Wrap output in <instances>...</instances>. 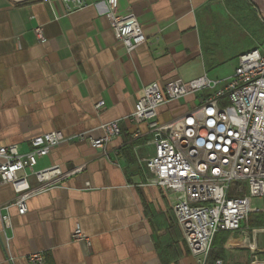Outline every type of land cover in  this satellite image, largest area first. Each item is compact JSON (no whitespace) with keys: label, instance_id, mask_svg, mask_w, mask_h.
Masks as SVG:
<instances>
[{"label":"crops","instance_id":"crops-1","mask_svg":"<svg viewBox=\"0 0 264 264\" xmlns=\"http://www.w3.org/2000/svg\"><path fill=\"white\" fill-rule=\"evenodd\" d=\"M86 1L67 10L64 0H0V145L28 151L33 137L51 131L74 138L39 158L37 169L58 165L65 176L33 196L25 215L10 208L13 228L0 245V264H33L27 257L36 252L44 255L41 264H200L170 195L142 184L139 159L154 154L155 136L130 115L147 84L212 77L225 62L217 44L221 24H239L251 35L230 55L236 65L242 53L261 48L264 0H119L120 12L134 13L149 40L131 52L111 28L106 0ZM101 100L106 105L97 108ZM196 102L191 95L162 106L161 121ZM114 120L120 135L93 147L87 138L101 137L102 125ZM14 198L11 186L0 187V204ZM76 228L89 242L73 239ZM217 259L264 264V214L219 233L207 264Z\"/></svg>","mask_w":264,"mask_h":264},{"label":"built area","instance_id":"built-area-1","mask_svg":"<svg viewBox=\"0 0 264 264\" xmlns=\"http://www.w3.org/2000/svg\"><path fill=\"white\" fill-rule=\"evenodd\" d=\"M64 1L67 10L87 4L86 0ZM106 2L111 28L128 52L149 42L134 13H121L119 0ZM35 31L43 40L42 29ZM191 95L198 96V102L183 114L161 121L162 106ZM105 105L101 100L96 107ZM130 120L147 124L155 136L154 154L139 159L142 184L161 187L170 195L184 240L200 264H207L218 232L240 230L251 214H264V51L260 48L242 53L233 73L225 78L203 74L147 84ZM102 128L101 137L87 138L95 148H104L120 135V120ZM70 139L74 138L51 131L33 137L28 151L18 144L0 145V187L8 185L15 192L14 200L0 204V245L11 239L10 208L15 206L25 215L33 196L62 181L60 166H36L40 157ZM73 239L89 242L81 228H76ZM27 258L33 264L45 261L39 252Z\"/></svg>","mask_w":264,"mask_h":264},{"label":"rangeland","instance_id":"rangeland-1","mask_svg":"<svg viewBox=\"0 0 264 264\" xmlns=\"http://www.w3.org/2000/svg\"><path fill=\"white\" fill-rule=\"evenodd\" d=\"M233 24V22L227 21L226 23L221 24V26L217 29L218 50H220V56L223 61L225 60V62L222 63L216 71L209 73L213 78H224L231 75L235 69L237 59H235L234 56L230 57V55L251 42V35L249 32L244 30V26ZM248 29L251 28L248 26ZM262 40L264 41V37ZM260 49L264 51V44Z\"/></svg>","mask_w":264,"mask_h":264},{"label":"trees","instance_id":"trees-1","mask_svg":"<svg viewBox=\"0 0 264 264\" xmlns=\"http://www.w3.org/2000/svg\"><path fill=\"white\" fill-rule=\"evenodd\" d=\"M253 214H259V215H262V213H253ZM253 214H251L250 216H252ZM221 232H228V231H220V232H218V233L216 234V236H215L214 243H215V240H216L217 235H218L219 233H221Z\"/></svg>","mask_w":264,"mask_h":264},{"label":"water","instance_id":"water-1","mask_svg":"<svg viewBox=\"0 0 264 264\" xmlns=\"http://www.w3.org/2000/svg\"><path fill=\"white\" fill-rule=\"evenodd\" d=\"M158 137H160V136H158Z\"/></svg>","mask_w":264,"mask_h":264}]
</instances>
